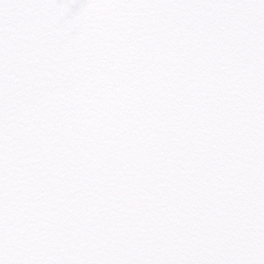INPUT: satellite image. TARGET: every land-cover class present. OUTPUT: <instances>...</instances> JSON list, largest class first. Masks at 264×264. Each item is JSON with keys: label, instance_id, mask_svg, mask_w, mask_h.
<instances>
[{"label": "snow or ice", "instance_id": "1", "mask_svg": "<svg viewBox=\"0 0 264 264\" xmlns=\"http://www.w3.org/2000/svg\"><path fill=\"white\" fill-rule=\"evenodd\" d=\"M0 264H264V0H0Z\"/></svg>", "mask_w": 264, "mask_h": 264}]
</instances>
